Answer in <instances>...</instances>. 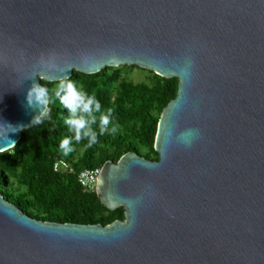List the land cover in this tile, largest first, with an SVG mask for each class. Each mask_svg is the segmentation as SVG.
I'll return each mask as SVG.
<instances>
[{"label": "water", "instance_id": "1", "mask_svg": "<svg viewBox=\"0 0 264 264\" xmlns=\"http://www.w3.org/2000/svg\"><path fill=\"white\" fill-rule=\"evenodd\" d=\"M124 66L178 80L158 160L101 168L125 220L41 221L0 193V264H264V0H0V154L48 110L33 84Z\"/></svg>", "mask_w": 264, "mask_h": 264}, {"label": "trees", "instance_id": "2", "mask_svg": "<svg viewBox=\"0 0 264 264\" xmlns=\"http://www.w3.org/2000/svg\"><path fill=\"white\" fill-rule=\"evenodd\" d=\"M129 68L138 67L106 68L95 75L74 72L70 79L95 95L101 112L110 110L111 115L107 130L101 133V113H96L97 123L92 125L96 142L73 139V151L67 155L59 149L61 139L72 135L64 124L67 110L54 94L59 82H41L49 90L47 112L33 128L23 132L12 150L0 154V193L6 200L41 221L107 226L125 220L124 209H107L96 191H84L77 176L86 169L102 168L108 161L117 163L129 152L158 160L155 139L159 121L178 92L177 79H165L141 68L148 80L134 83L126 76ZM58 160L70 163L73 172H55Z\"/></svg>", "mask_w": 264, "mask_h": 264}, {"label": "clouds", "instance_id": "3", "mask_svg": "<svg viewBox=\"0 0 264 264\" xmlns=\"http://www.w3.org/2000/svg\"><path fill=\"white\" fill-rule=\"evenodd\" d=\"M48 92L49 90L41 84H33L27 94L28 105L42 110L49 102ZM54 94L67 110L68 115L64 119V124L72 134L62 138L59 143V149L65 155L73 151V139L79 142L81 139L86 138L89 144L96 142L97 133L92 127L93 124L97 123L96 113H101L99 116L100 132L103 133L107 130L110 122V110L107 114L102 113V106L96 96L79 88L73 79L64 76L56 86ZM115 130V127H113L112 131L115 132Z\"/></svg>", "mask_w": 264, "mask_h": 264}, {"label": "built area", "instance_id": "4", "mask_svg": "<svg viewBox=\"0 0 264 264\" xmlns=\"http://www.w3.org/2000/svg\"><path fill=\"white\" fill-rule=\"evenodd\" d=\"M53 169L57 173L73 172L70 163H68L66 160L56 161ZM100 173H101V168L86 169L78 174L77 176L78 183L84 189V191L95 192Z\"/></svg>", "mask_w": 264, "mask_h": 264}, {"label": "rangeland", "instance_id": "5", "mask_svg": "<svg viewBox=\"0 0 264 264\" xmlns=\"http://www.w3.org/2000/svg\"><path fill=\"white\" fill-rule=\"evenodd\" d=\"M126 76L128 77L129 80H131L134 83H142V82H147V77L148 74L145 71H142L139 68H129L126 71Z\"/></svg>", "mask_w": 264, "mask_h": 264}]
</instances>
